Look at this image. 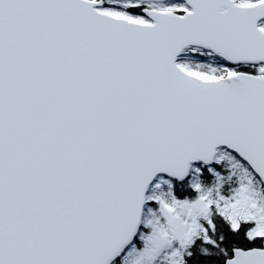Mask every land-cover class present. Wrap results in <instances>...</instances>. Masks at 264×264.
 Masks as SVG:
<instances>
[{"label": "snow or ice", "instance_id": "obj_1", "mask_svg": "<svg viewBox=\"0 0 264 264\" xmlns=\"http://www.w3.org/2000/svg\"><path fill=\"white\" fill-rule=\"evenodd\" d=\"M0 264H264V0H0Z\"/></svg>", "mask_w": 264, "mask_h": 264}]
</instances>
